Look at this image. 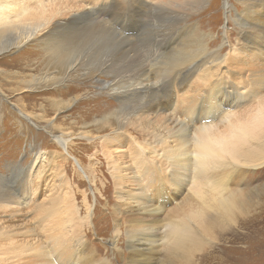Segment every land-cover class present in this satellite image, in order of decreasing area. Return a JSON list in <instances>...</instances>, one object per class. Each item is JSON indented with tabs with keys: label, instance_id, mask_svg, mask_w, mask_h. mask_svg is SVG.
<instances>
[{
	"label": "rangeland",
	"instance_id": "rangeland-1",
	"mask_svg": "<svg viewBox=\"0 0 264 264\" xmlns=\"http://www.w3.org/2000/svg\"><path fill=\"white\" fill-rule=\"evenodd\" d=\"M100 1L105 3L110 0H0V8L4 7L3 9L15 13L37 14L40 12L46 16H51V13H63L64 16H69L75 11L86 9L89 6H97ZM118 1L124 3V8L111 12L112 14H105L107 17L104 20L109 23L96 24V21L91 18L93 24H90L88 19L83 27L82 31L85 32L87 41L80 48V53L84 55L88 65L84 70L73 73V77L69 78L70 80L67 79L66 83L70 81L77 85L80 81H84L83 86H87V91H77L72 88L68 95L66 93L68 87H62L60 90L56 88L59 86L56 85L57 78H62L66 69L56 65L55 59L47 53L42 41L39 42L36 37V39L26 40L19 47L0 54V177H2L0 178V190L8 188L14 193L12 196L11 194L8 196H11V201L5 202L6 206L0 202V255L10 257L20 254L28 257L26 260L12 264H33L35 257L26 254L28 252H41L43 243L45 247L46 237L42 236L44 233L41 231L46 223L48 230L46 234L47 236L51 234L55 229L54 219L57 218L50 217V220L43 222L41 226L40 219L44 216L43 210L49 207L51 200L56 197V199L60 198L61 216H71L73 219L68 212L72 208L75 209L72 210V214L77 211L75 215L80 218V222L84 221L87 215L90 216V213L93 216L96 209L100 207L98 212L100 211L102 216H106V220L104 216L102 217L100 213H97L98 219L94 221L96 228L88 232V239L95 251L91 254L111 259L116 255V249L112 245L114 242L112 229L106 228L111 222L113 223V219L109 216L106 207L103 206L105 196L100 193L105 186H109L108 199H112V203L115 200L113 189L118 186L115 174L109 169L111 159L107 149H114L113 151L118 153L115 154L116 156L120 155L131 163L135 147L130 145L129 137H126L123 143L102 147L97 155H94L95 149L91 147V150H87L85 148L91 144L90 140L82 138V135L91 129L87 128L86 125L102 122L105 117L121 109V103L109 91L106 84L112 85L123 76L128 75H133L132 81L136 80L139 76L138 68L145 63L144 59L147 54L145 50L147 48L151 50L152 70L153 72L157 70L156 72L159 74V77L155 79L159 83L161 82L159 85H164L172 75L175 74L174 76H176L178 68L172 69L171 73L165 68L170 64V68L178 66L176 59L179 57L178 53L187 46H191L189 51H194V57L188 61L191 67L188 63L184 64L188 65V69H193L195 62L200 58H205L206 61L208 58L210 62L205 61L204 66L193 69L194 71L187 75L188 78L184 81L183 86L175 89L177 90L175 94L178 92V95H176L171 107L161 110L160 115L149 118L151 119V128L136 129L137 124L141 123L138 120L127 126L129 132L135 131L141 135L142 138L138 134H134L139 142H145L143 139L146 134L151 135L159 131L164 133L170 130V117L177 118L179 122L187 126L193 118L208 115V105L210 104L207 103L202 106L206 101L221 103V99H224L217 109L219 116L197 121L195 127L215 124L221 134L228 133L225 122L226 124H229V121L230 123L231 121L248 122L259 106L264 105V82L259 85L254 84L257 82V77L260 75L264 77V50L254 47L253 44L243 46L242 30L237 23L238 18L246 13V0H143L150 5L154 3L159 8L153 9V6H150V8H142V10L139 9L140 6H135L136 9L129 6L132 1L136 3L137 0ZM168 3H171V6L179 3L182 7L174 11L175 9L164 7ZM160 4L161 6H159ZM126 8L128 9L126 13L130 11L132 20L123 29L119 18L122 17ZM133 9L135 10L133 11ZM127 27L128 30H126ZM162 34L172 35V37L181 36L176 42L177 45L175 44L174 51L170 52L172 49L167 50L160 46L159 36ZM194 47L197 49L194 50ZM212 54L214 56L210 59ZM215 55L217 59H215ZM14 60H17L18 63L26 62L27 64L20 67L19 64H14ZM101 60L108 64L106 74L96 72L95 68L99 66ZM28 64L29 66H27ZM89 68L91 69L90 73L85 74L87 73L85 69ZM99 78L104 79V86L102 87L98 85ZM219 81H222L221 87H227V91L234 87L245 92L233 99L226 100L222 96L216 100L212 99L215 94L214 90L218 88L216 86L214 89V86L216 83L219 84ZM19 82L24 87L21 91L16 90ZM249 87L251 88L249 89ZM24 89L27 91L23 92ZM163 92L161 91L162 95ZM70 98H74V100L70 106L66 107V101ZM87 99L90 100V104H82L83 100ZM202 101H204L203 104ZM108 103L109 107L105 113L96 115L87 122L88 124L77 125L75 130L77 135L74 136L73 141L76 143L75 150L78 152L72 151L73 147L68 149L69 153H74L76 157L83 160L80 161L81 165L79 160L76 161L75 156H70L69 153L65 152L64 147L56 144L55 135L69 131L74 127L84 109L90 106L105 107ZM136 105L141 106L142 102L140 101L138 104L135 102L128 103L127 112H133ZM201 106L202 108H200ZM230 107L232 109L228 113L226 108ZM44 114L50 121H53L52 124L56 126V131L52 129V124H48L39 118ZM223 115L226 119L229 117L228 120L225 119V121L222 118ZM144 127H146V123H144ZM116 129H118V124H114L107 131L100 132L98 136L101 138L99 137L98 141L110 137ZM183 148H187L188 153L192 149L190 145ZM97 149H100L99 145ZM123 149L127 150L123 151ZM66 154L69 155V158L66 157ZM91 156L96 157L92 160L98 161L95 166L98 165V169L101 170L96 171L93 181L80 172L82 166L90 163L89 158ZM120 156L118 158H121ZM49 160H51V166L48 164ZM20 168L29 172L25 181L18 182L19 184L16 185L14 182L21 170ZM12 177L14 180L6 181L7 178L11 179ZM243 181L242 187L247 186L251 196L253 195L252 212L245 218H238L236 223H228L224 231L214 232L216 238L222 239L224 233H228L227 235L224 234L225 237H228L230 232L231 234L235 233L246 220L251 221L253 229L255 227L254 220H257V216L261 214L264 217V166L251 167ZM133 183L132 180L125 189L130 188ZM189 188L190 184L178 199V203L183 202L189 195L187 194ZM176 206L175 204L173 207ZM89 207H91L90 211ZM84 225L81 230L84 229ZM262 235L264 237V228ZM252 237L251 241L255 244L257 234L254 233ZM213 244L214 242L211 245ZM222 244L231 245L227 243V238L222 241ZM237 246H242V244ZM207 253L196 251L193 260L183 264H206L207 261L204 259ZM251 254L253 259H251L250 264H264V252H251ZM231 255L234 259L239 258V255L238 252H233L227 256V259L233 264ZM27 261L30 262L27 263ZM125 263V260H119V264ZM155 264H161V262Z\"/></svg>",
	"mask_w": 264,
	"mask_h": 264
},
{
	"label": "bare ground",
	"instance_id": "bare-ground-1",
	"mask_svg": "<svg viewBox=\"0 0 264 264\" xmlns=\"http://www.w3.org/2000/svg\"><path fill=\"white\" fill-rule=\"evenodd\" d=\"M129 6L131 8L140 6L139 9L141 10L142 8H150V6H153V9L159 8L154 3L150 5L143 0H137L136 3L132 1ZM164 7L176 11L182 6L179 3L174 6L168 3ZM245 7L246 13L241 15L237 22L242 30L243 46L253 44L254 47L264 50V0H246ZM3 8H0V54L19 47L24 41H30L36 37L39 42L42 41L47 53L55 59L56 65L66 69L64 76L57 78L56 85L59 86L56 88L60 90L62 87H68L69 89L66 91L68 94L72 88L77 91L87 88L86 85L83 86L84 81H80L77 85L69 81V78L73 77V73L84 70L88 65L84 55L80 53V48L87 41V36L82 31L85 22L89 19L90 24H93L91 21L93 18L96 24L109 23L104 20L107 17L105 14L123 10L124 3L118 0H110L105 3L100 1L97 6H89L86 9L75 11L69 16H64L63 13H51V16L43 15L40 12L37 14L15 13ZM127 10L126 8L122 17L119 18L123 29L132 20L130 18L131 13L130 11L126 13ZM14 17L15 19H12ZM128 29L127 27L126 30ZM180 37L162 34L159 36V41L161 40L159 44L167 50L172 49L171 52L175 50V44ZM190 48L191 46H187L184 48L185 51L184 49L179 51V57L176 58L178 66L170 68L171 64H168L169 66L165 68L167 71L170 70V73L172 69L178 68V70L176 76H174L175 74L172 75L169 81L163 80L164 85H159L161 82L155 80L159 74L156 72L157 70L154 71L156 73L152 70L151 50L147 48L145 50L147 53L144 59L145 63L138 68L139 76L134 77L136 80L132 81L133 75H128L119 78L120 80L117 82L114 81L115 83L112 85L106 84L109 91L121 103V109L105 117L102 122L86 125L87 128L91 129L82 135V138L90 140L91 144L85 148L87 150H91V147L95 149L94 155H97L102 147L123 143L126 137H129L130 145L135 147L131 163L120 155L121 158H118L119 156L115 155L117 152L113 151L114 149H107L111 159L109 169L115 174L118 186L113 189L115 200L112 203V199H108L109 186H105L100 193L105 196L103 206L106 207L109 216L113 219V223L111 222L106 228L112 229L114 237L112 245L117 252L114 258H102L91 254L95 251L88 239V232L96 228L94 221L98 219L97 213L102 216L101 212H98L100 207L96 209L93 216L90 213V216L87 215L84 221L80 222V218L75 215L77 211L72 214V210H75L72 208L68 212L73 219L71 216H61L60 198L56 199V197L51 200L50 206L43 210L44 216L40 219L41 226L43 222H48L50 217L57 218H53L55 221L54 231L47 236L48 230L45 223L41 231L44 233L42 236L46 237L45 247L43 243L41 252H28L26 254L35 257L33 264H119L120 259L125 260V264H155L160 262L161 264H183L186 261H192L196 251L208 252L204 259L207 261L206 264H212V261L213 264H232L227 256L233 252H238L239 255V258L236 259L231 255L233 264H250L251 259H253L251 252H264V237L262 235L264 217L261 214L257 216L258 221L254 220L255 227L253 229L251 221L246 220L235 233L231 234L230 232L228 237H225L228 233H224L226 235L223 234L222 239L214 236V232L224 231L228 223H236L238 218H245L252 212L253 195L251 196L247 186H242L251 167L264 166V105L259 106L254 114L250 111L252 115L248 122L231 121L230 123L229 121V124L225 122L228 130L226 134L219 133L221 131H218L215 124L195 127L197 121L219 116L217 109L224 100L223 98L221 103L217 101L204 103L202 101V104L204 103L202 106L207 103L210 104L208 105L209 114L193 118L187 126L179 122L177 118L170 117V130L164 133L159 131L151 135L146 134L143 139L145 140L144 143L139 142L134 136L135 133L138 134L137 132L128 131L127 126L134 124L137 120L141 123L137 124L136 129L151 128V119L149 118L158 116L161 114V110L171 107L176 95H178V92L175 94L177 91L175 89L183 86L184 81L188 78L187 75L191 74L193 69L204 66L206 59L200 58L195 62L193 69H188V65L191 67L188 61L194 57V51H189ZM193 49L196 50L197 48L194 47ZM213 56L214 54L208 57L211 59ZM215 57L217 59L216 55ZM13 62L15 65L19 64L20 67L27 64L26 62L18 63L17 60ZM206 62H210L208 58ZM187 63L188 65H184ZM107 65L106 61L101 60L99 66L95 68L96 72L106 74ZM90 70V68L85 69L87 71L85 74L90 73ZM67 79H69L68 83H66ZM263 79V75H260L254 84L259 85L264 82ZM219 82L214 86V89L216 86L218 88L214 90L215 94L212 99L216 100L220 96L225 97L226 100L233 99L245 92L234 87L227 91V87H221L222 81ZM19 83L16 90L21 91L24 87ZM98 85L104 86V79L99 78ZM27 89H24L23 92ZM161 91H164L163 95ZM73 100L74 98H70L66 101V107L70 106ZM140 101L142 102L141 106L136 105L133 112H127L128 103L135 102L138 104ZM82 104L88 105L90 100H83ZM108 107L109 103L105 107L90 106L84 109L74 127L69 131L55 135L56 144L64 147L67 153L70 152L68 148L71 147H73L72 151H77L75 150L76 143L73 141L74 136L77 135L75 131L77 125L88 124L87 122L96 115L105 113ZM226 109L228 112L232 107ZM39 118L48 124L53 123L46 114L39 116ZM222 118L225 120V115ZM144 123H146V127H144ZM114 124H118V129L113 131L110 137L98 141L100 137L98 134L107 131ZM52 129L56 131L54 124H52ZM138 136L141 137L140 134ZM98 145L100 149H97ZM188 145L192 148L189 153L187 148H183ZM126 150L123 149V151ZM69 154L75 156L76 161L79 160V164L83 161L74 153ZM66 157L69 158V155L66 154ZM94 157L91 156L89 158L90 163L82 166L80 171L91 181L94 180L96 171H101L98 169V165L95 166L98 161L94 162L92 160ZM50 162L51 160L48 162L49 165ZM20 169L14 182L16 185L19 184L18 182L25 181L29 172L24 168ZM12 179L14 180L13 177L7 178L6 181L11 182ZM132 180L133 185L125 189ZM189 184V193H187L189 195L183 202L178 203V199L187 190ZM10 194L11 196L14 194L11 189L0 190V202L4 204L11 201V196L8 197ZM175 204L177 206L173 207ZM90 209L91 207H89V211ZM104 219L106 220V216ZM83 225L84 229L81 230ZM254 233L257 234L255 244L251 241ZM225 238H227V243L231 245L222 244ZM213 242L214 244L211 245ZM238 244H242V246H237ZM216 252L218 253L215 254ZM27 258V256L20 254L10 257L0 255V264H12ZM29 262L27 261V263Z\"/></svg>",
	"mask_w": 264,
	"mask_h": 264
}]
</instances>
